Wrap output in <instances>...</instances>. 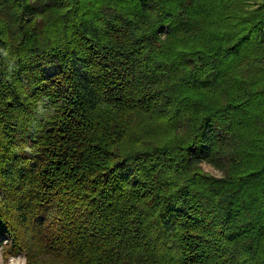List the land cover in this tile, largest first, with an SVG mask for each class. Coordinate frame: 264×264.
<instances>
[{
  "label": "trees",
  "instance_id": "trees-1",
  "mask_svg": "<svg viewBox=\"0 0 264 264\" xmlns=\"http://www.w3.org/2000/svg\"><path fill=\"white\" fill-rule=\"evenodd\" d=\"M0 250L264 264V0H0Z\"/></svg>",
  "mask_w": 264,
  "mask_h": 264
},
{
  "label": "rangeland",
  "instance_id": "rangeland-1",
  "mask_svg": "<svg viewBox=\"0 0 264 264\" xmlns=\"http://www.w3.org/2000/svg\"><path fill=\"white\" fill-rule=\"evenodd\" d=\"M201 168L213 176H219L220 175V172L209 164L202 163ZM13 258H24V257H23V255H16V256H9L7 258H4L3 254L0 250V264H10V262H11V264H16V261H14Z\"/></svg>",
  "mask_w": 264,
  "mask_h": 264
},
{
  "label": "clouds",
  "instance_id": "clouds-1",
  "mask_svg": "<svg viewBox=\"0 0 264 264\" xmlns=\"http://www.w3.org/2000/svg\"><path fill=\"white\" fill-rule=\"evenodd\" d=\"M13 260L16 261V264H28V261L25 258H13Z\"/></svg>",
  "mask_w": 264,
  "mask_h": 264
}]
</instances>
